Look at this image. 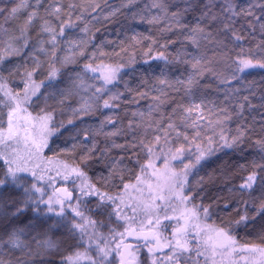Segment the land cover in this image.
<instances>
[{
  "label": "snow or ice",
  "instance_id": "6c2138e0",
  "mask_svg": "<svg viewBox=\"0 0 264 264\" xmlns=\"http://www.w3.org/2000/svg\"><path fill=\"white\" fill-rule=\"evenodd\" d=\"M133 4H139V0H127L125 6ZM99 8V3L84 7L75 0L66 4L63 0H13L11 7H0L3 21L0 23V73L6 71L10 77L18 75L23 84L20 91L14 92L0 75V93L4 97L0 104L7 109L5 126V113L0 108V264H38V261L39 264H81V261L136 264L137 253L145 248L151 264H157L158 260L161 264L164 261L169 264H235L230 258L237 251L264 256V246L238 245L231 234V223L248 227L249 221L257 217L264 221V136L253 139L249 135L252 129L245 123L244 115L246 110L256 107L250 96L256 94L253 88L257 82L249 80L248 76L258 72L264 83V0H144L133 12L132 19L139 17L141 22L155 26L159 33L158 37H140L150 41L145 56L153 52L155 45L163 49H157L151 57L164 65L154 77L161 87L152 86L158 95L137 90L136 96L150 97L153 101L147 113L133 112L126 127L113 115H104L95 129H84L83 140L73 144L72 151L77 147L83 149L78 159L73 158L74 164L55 165L56 176L68 181L74 175L81 180V196L74 198L67 188L55 189L53 195L47 193L46 188L52 187L56 176L49 174L52 169L45 164L53 161L46 160L43 150L49 147V137L64 125L52 123L54 109L41 108L33 117L26 105L34 103V97L36 101L42 98L45 104L52 99L62 106L61 110L67 108L74 118L83 119L98 112L103 115L101 109L119 108L116 102L125 95L117 87L123 81L120 72L125 65L95 63L98 55L110 54L100 50L87 52L90 38L85 39L89 34L85 13L91 15ZM257 24L261 40L254 46H245L242 41L247 39L246 29L251 30L248 32L251 36ZM76 29L84 36H76L73 31ZM133 39L137 40V36ZM111 55L119 56V53ZM218 55L226 57V74L215 68ZM13 56L24 59L15 67H2L5 58ZM79 57L85 60L80 70L74 74L61 72L62 68L78 63ZM170 65L178 75H171ZM209 75L218 85L236 82L238 86L227 87L218 102L207 97L206 90L211 84H202ZM38 77L43 78L37 82ZM123 83L125 91L131 93L133 89L126 81ZM41 88L45 91L41 92ZM174 94L182 95L184 102L176 103ZM260 99L264 130V95ZM73 101L77 106L73 107ZM127 102L137 101L133 96ZM169 103L174 104L171 111H164ZM21 112L27 115L21 116ZM234 118L236 128L232 134L230 122ZM68 123L72 124L73 119ZM101 136L103 148L98 147L96 140ZM118 137L123 138V142H117ZM249 140L257 148L259 161L253 160L252 170L238 188L228 191L238 192L240 197L247 194L252 199L242 200L243 212L238 211V218L228 226L200 227L199 213L206 218L209 208L187 206L191 194L186 195L184 189L192 169L223 149L243 150L242 145ZM113 149L119 151L111 156ZM161 156L162 170L155 166ZM100 159L106 161L109 175L100 176L97 185L88 182L83 168L90 167V161ZM142 159L146 163H142ZM172 161H180L179 172L171 166ZM137 165L139 174L133 176L135 183H125V173H131ZM116 177L124 194L107 190ZM116 186L113 183V187ZM129 189L140 195L131 196ZM256 190L260 193L258 197L254 195ZM88 196L97 198L96 208L101 213L111 206L109 219L114 214L117 221H125L119 226L123 231L109 229L111 243L96 234L97 222L88 220L79 207L81 197ZM169 208L173 215L168 214ZM160 212L164 220L177 223L162 225ZM141 215L143 219L138 221ZM89 224L93 226L91 234L86 226ZM169 227L173 229L170 238L163 235ZM60 229H65L77 241L68 253L62 252L61 243L54 239ZM261 240L264 242V233ZM81 248L84 250L80 251ZM160 252H164L163 257L157 255ZM239 258L248 259L244 255Z\"/></svg>",
  "mask_w": 264,
  "mask_h": 264
},
{
  "label": "trees",
  "instance_id": "16d2710c",
  "mask_svg": "<svg viewBox=\"0 0 264 264\" xmlns=\"http://www.w3.org/2000/svg\"><path fill=\"white\" fill-rule=\"evenodd\" d=\"M66 4L69 0H63ZM77 4H81L84 7L92 3H99L100 8L88 15L85 13V20L88 24L89 34L85 36V39L90 38V44L88 46L87 52L90 54L92 51H103L110 55H105L103 57L97 56L95 63H100L101 61L110 64L121 63L125 67L121 70L120 75L123 77V81L117 86L118 89L125 93L123 97L116 103H119L120 107L116 109H101L103 115L100 112L95 115L84 116L83 119H77L72 116V113L67 108L61 110L62 106L58 104L56 100L49 99L48 103L45 104L41 98L39 101H36V98H33L34 103L26 105L27 112L31 113L33 117L40 113L41 108H44L46 111L54 109L53 115L54 120L53 124L59 126L63 123L64 127L58 128L54 135L49 137L48 144L49 147L43 150V156L46 158H51L52 164H45L46 167L51 168V175L56 176L55 168L53 165L57 163L64 164L67 163L70 166L74 164V157L78 159L79 153L83 150L82 147H77L75 151H72V146L74 143H78L83 140V130L84 129H95L100 120L104 118V115H113L115 118L123 122V125L126 127L129 119H132V113L137 111H142L147 113L149 104L153 103L151 98H141L136 96V91H149L154 95L158 93L153 92L152 86L155 85L156 88L161 87L156 83L154 77L159 75L160 69L164 67L162 61H157L151 57L156 54V50L159 49V45L153 46V52L149 56H145L144 53L147 52V46L150 44L149 40H142L140 37L151 35L158 37L159 33L156 31L155 26L149 25L146 22H141L139 17L137 19H132V14L144 3V0H139V4H133L125 6L127 0H75ZM179 2V0H177ZM241 2H246V0H241ZM13 0H0V7H11ZM259 11L258 9L256 10ZM115 13L112 15L111 13ZM189 20L192 19L191 16L188 17ZM3 21L0 20V23ZM243 22V21H241ZM80 26H83V23L78 22ZM239 27V25H237ZM76 36H84V33L79 32L78 29L73 30ZM250 29H246L245 35L247 39L242 41L245 46L255 45L261 40V34L259 26L254 31V33L249 36L248 32ZM133 36H137V40L133 39ZM139 41V42H138ZM231 47V45H229ZM124 49V50H122ZM163 50V49H159ZM239 49H236L238 51ZM25 51H28L27 49ZM112 53H119V56L111 55ZM42 55V54H40ZM63 55V53H59ZM211 55V53H209ZM24 58L23 57H6L4 68H11L17 66ZM145 60L148 62L145 63ZM218 63L215 64V68L219 72H228L226 57L218 55L216 57ZM134 61V62H132ZM85 62L84 57L78 58V63L70 64L65 68L61 69V72L74 74L76 70H80L82 63ZM130 62H132L130 64ZM59 67V65H57ZM171 70V75H178L175 71L174 66H169ZM3 78L6 80L8 87L14 92H18L23 88V84L20 76H8V73L5 71L0 73ZM88 75H92L89 73ZM43 77H38L39 79ZM249 80H255L257 83L254 85L253 91L256 93L253 96H250V99L255 108L245 111V117L247 120L245 123L251 127L249 133L253 139L264 136V130L261 128L262 119H261V109L259 107L261 103L260 97L264 95V83H261L262 75L258 72L253 73L248 76ZM147 81L143 83L142 81ZM124 81L133 89L131 93L125 91ZM100 83V81H97ZM202 84H211V88L206 90L208 98H215L218 100L222 99L223 91L227 87L238 86L236 82H233L232 85H218L215 79L212 76H208L206 80L202 81ZM112 87V86H109ZM45 90L41 88V92ZM204 91V90H202ZM246 94V93H242ZM0 96H2L0 94ZM135 96L137 102L128 103V100H131ZM175 102L181 103L182 95H175ZM1 99V97H0ZM78 99V98H77ZM2 100V99H1ZM67 104V102H66ZM73 107L77 106L76 102H72ZM174 104L169 103L164 106V111L170 112ZM0 108H3V105L0 104ZM5 113V126H6V112L7 109L3 108ZM24 115L27 113L21 112ZM253 117L255 119H253ZM73 119V123L69 124L68 120ZM232 129V134H235L236 120L230 122ZM111 127V126H109ZM191 132V129L188 130ZM91 139V138H90ZM117 142H123V138H116ZM98 142V147H104V138L96 137ZM241 148L235 149H223L217 152L215 155L207 158L204 161H201V164L198 165L195 169H192L191 175L188 177L189 183L185 185V194H191V200L187 202L189 208L192 205H199L200 207H208L209 215L205 218L202 213H199L200 218L206 221V223L212 228L226 227L233 221L235 218H238V211L243 212L242 200H251L247 194L240 197L238 192L230 193L229 188H238L239 183L247 175L249 171L252 170V161H259V155L257 148L252 141H246ZM118 149H113L110 153L111 156L116 155ZM98 155V154H97ZM141 153V157H143ZM163 159V157L161 156ZM160 158V159H161ZM142 163H146L145 160H141ZM186 162V161H185ZM90 167H84L83 171L86 173L88 182L99 184L100 176H108V168L106 167V161L103 159L92 160L89 162ZM127 164V161H125ZM180 164V161L179 163ZM243 166V167H242ZM131 167V165H129ZM139 174V166L137 165L132 169L131 173H125V183H135L133 178L134 175ZM260 176L257 177V185L255 186L258 189ZM75 181V183H73ZM113 183L117 185L113 187ZM81 186V180L75 177L74 175L70 177L68 181L63 180L61 176H56L55 182L52 187L46 188V191L49 195L54 194L55 189L67 188L69 192H72L73 197L81 196L79 188ZM107 190L112 194L123 193V188L120 186L119 177H116L113 182H110L107 186ZM131 190V189H129ZM60 193H56L59 195ZM254 195L258 197L260 195L259 191L256 190ZM55 198V196H54ZM97 198L95 196L81 197V204L79 207L84 211L85 217L88 220L96 221L95 226L96 234L99 233V236H102L104 240L112 242L111 236L108 234L107 227L114 225L116 222L115 215L111 216L109 219V212L111 211V206L107 207V210L101 213L97 208ZM258 204L259 201H256ZM225 204L228 207H225ZM126 210V209H125ZM197 211H199L197 209ZM251 214V213H250ZM163 217V216H162ZM79 219V218H77ZM102 225V226H101ZM88 227L89 233L91 234L93 230L92 225H86ZM119 226V225H118ZM264 233V221L260 217H257L255 221H249V226L245 227L243 224L237 226L234 223H231V234L234 236L238 245H260L264 246V242L261 240V234ZM79 235V234H77ZM54 239H57L62 245V252L68 253L69 249L73 248L77 241L71 238L65 229H60L57 234L54 236ZM85 246H87V238H85ZM103 246V245H102ZM95 248V243L92 245ZM84 249L81 248L80 251ZM94 254V253H91ZM58 259V258H57ZM39 264V261H38ZM81 264H88V261H81Z\"/></svg>",
  "mask_w": 264,
  "mask_h": 264
},
{
  "label": "rangeland",
  "instance_id": "374dc122",
  "mask_svg": "<svg viewBox=\"0 0 264 264\" xmlns=\"http://www.w3.org/2000/svg\"><path fill=\"white\" fill-rule=\"evenodd\" d=\"M0 94L2 95V93H0ZM0 97H1L2 100H4L3 95L0 96ZM1 99H0V100H1ZM20 115H21V116H26V115H24V114H22V113H20ZM21 123H23V121H21ZM178 163H179V161H172V162H171V166L175 167V170H176L177 172L180 171L179 167H177V165H179ZM155 166H156V168L162 170V169H163V159L161 158V159L156 160V161H155ZM53 168H55V165H53ZM148 171H149V173H151L152 170L149 169ZM152 180L154 181V180H155V177H152ZM141 187H144V185H141ZM129 194H130L131 196H139V195H140L139 193L135 192V191L132 190V189L129 190ZM144 195L146 196V195H147V192H145ZM125 198H126V200H127V199H128V196H126ZM96 200H97V199H96ZM173 200H174V203H175V204L179 205V201H178V200H175V198H173ZM157 203H161V202H160V201H157ZM165 203H166V202H165ZM181 210H183V207H181ZM124 211H125V212H128L129 214H131L130 211L127 210V209L124 210ZM168 214H169V215H173V213H172V211H171L170 208L168 209ZM162 216H163V212H160V219H161V224H162V225H171V224H174V225H175V224L177 223L176 220H172V223L169 222V224H168V223H167V220H164ZM140 219H143V216H142V215L138 217V221H139ZM182 220H183V219L180 220V223H181V224L184 222V221H182ZM115 221H116V222L114 223L113 226L110 225L109 227H107V230H108V233H109L108 235H109V236H111V233H110L109 229L115 228V229H117L118 231H123V228H122V227H119V226H120V225H124V224H125V221H124V220L117 221L116 219H115ZM198 223H199L200 227H202V228H203L204 226H208L209 229L212 228V227L209 226V225L206 223V221L203 220L202 218L199 219ZM145 224H147V221H145ZM118 225H119V226H118ZM148 227H151V226H148ZM97 235L99 236V233H98ZM101 237H102V236H101ZM111 239H112V236H111ZM144 253H145L146 259L148 260V263H147V264H150L151 261H150V259H148V257H149V253H148V251H147V250H144ZM241 255H244V256L248 257V259H246V260L240 259L239 257H240ZM137 256H138V260L136 261V264H146V263H145L146 259L143 260L142 258H140V254H139V252L137 253ZM110 259H111V258H110ZM217 260L219 261V260H220V257H217ZM230 260H234V261H235V264H264V256H260L259 253H250V252H240V251H237V252H234V253L232 254V257L230 258Z\"/></svg>",
  "mask_w": 264,
  "mask_h": 264
},
{
  "label": "flooded vegetation",
  "instance_id": "af4514ba",
  "mask_svg": "<svg viewBox=\"0 0 264 264\" xmlns=\"http://www.w3.org/2000/svg\"><path fill=\"white\" fill-rule=\"evenodd\" d=\"M169 222L172 223V220H167V223L168 224H169ZM171 225H174V224H171ZM172 231H173V229L171 227H169V228L166 229V231L163 232V235L170 238L171 237V234H172ZM129 240H131V238H129ZM144 250H147V249L145 248V249H142L141 251H139L140 258H142L143 260L146 259ZM164 252H167V249H165ZM164 252L157 253V255L163 257L164 256ZM145 263L146 264L148 263V260L147 259H146ZM157 264H161V261L158 260L157 261ZM163 264H169V262L164 261Z\"/></svg>",
  "mask_w": 264,
  "mask_h": 264
}]
</instances>
